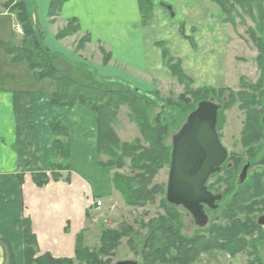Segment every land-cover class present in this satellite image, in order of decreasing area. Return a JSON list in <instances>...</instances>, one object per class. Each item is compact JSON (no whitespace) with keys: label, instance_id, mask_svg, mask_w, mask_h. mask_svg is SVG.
Here are the masks:
<instances>
[{"label":"crops","instance_id":"0c3cea01","mask_svg":"<svg viewBox=\"0 0 264 264\" xmlns=\"http://www.w3.org/2000/svg\"><path fill=\"white\" fill-rule=\"evenodd\" d=\"M20 1L53 67L83 86L114 92L109 87L118 85L115 81L143 93L160 92L164 82L183 87L166 66L163 48L194 88L225 87L234 73L236 36L216 1L150 0L151 18L145 22L138 0H59L55 16H50L52 0H0V44L7 48L23 44L12 10ZM72 21L78 31L58 38ZM33 73L0 47V239L12 247L15 264H23L16 223L29 222L38 256L72 260L86 215L115 192L113 171L100 165L104 156L97 149L96 113L87 105H51L54 81H38ZM55 125L65 134H54ZM56 140L69 152L67 170L51 169ZM53 173L59 175L57 182ZM40 174L49 179L46 186L34 184L33 176ZM2 241L0 264L7 254ZM216 256L201 254L192 264H208Z\"/></svg>","mask_w":264,"mask_h":264},{"label":"rangeland","instance_id":"374dc122","mask_svg":"<svg viewBox=\"0 0 264 264\" xmlns=\"http://www.w3.org/2000/svg\"><path fill=\"white\" fill-rule=\"evenodd\" d=\"M252 15L256 18L258 15L257 11H253ZM234 22L235 25L229 24V27L236 36V39H234L236 45L234 51H232V63L235 67L234 73H229L225 87L207 88L214 90V94H208L204 97L203 94L196 97L188 93V91L192 93V91L202 89L192 87V82L190 85L185 83L183 87L179 86V88L175 84L164 82L161 84L163 86L160 92L157 93H143L140 91L144 94V96L139 97L141 98L140 105L144 110L148 127L153 130L156 129V126L161 125L166 129V133L161 138V144L168 154V160L157 170L148 186L149 191L153 192L158 189L157 191L160 193L154 196L152 202L147 201L140 207L127 205L116 191L112 198L101 199L102 206L99 209L94 207L88 217L86 215L85 227L80 234V251H86L88 255L95 254L98 260L104 264H115L126 260L143 264L142 249L145 248L146 241L153 232L154 237L158 235L159 230L154 228V226L157 227L163 220H168L170 217L167 211H169L172 215L179 217L181 229L178 234L188 240L201 239L203 242H214V238L217 236L216 231L222 234L233 223L243 225L246 222H251L255 224L256 227L252 228L249 235L243 233L239 237L246 244L241 253L230 256L225 251L218 250L203 252L202 254H205V256L212 253L218 254L213 259H209L208 264H212V261L214 264H264V228L258 227L256 221H254L255 217L264 210V203L262 198H260L262 190L255 191V189H250L247 192L249 185L241 188L239 190L241 193V205L238 207L239 204H235L238 200L235 201L234 199L233 177L225 173V168L220 173L214 174L206 183L207 190L215 195H223V200L218 203L217 210L206 211L209 221L207 226L202 229L191 224L187 212L182 207L172 206L166 201L168 168L172 148L171 139L186 124L188 116L196 109L199 103L211 101L216 106H219L217 133L220 139L222 138L220 142L229 154V160L232 159L231 157L236 152L240 151L239 147L237 148V142L240 139L241 130L247 124L248 114L259 119L260 128H258L261 130V134L264 135V126L260 122L264 119V73L260 71L255 61L258 53L250 40V33L256 38L261 37L257 28L259 22L252 21L247 15L242 16V18L235 17ZM19 27L21 26L18 23L17 32L21 31ZM114 83L118 85L112 83L113 86L109 87L110 89H115L116 91L114 92L131 91L130 84L121 86L115 81ZM241 93L249 97L250 100L241 101L239 99V94ZM231 99L234 100V104L231 108L226 109L225 103ZM245 103L247 105H253V103L257 105L254 108L244 107L241 109L242 106H245ZM257 111H260L258 115L254 113ZM114 114V118L110 119V128L116 135L119 144L149 149V144L143 139L139 127L133 120L129 105L120 104ZM259 140L255 142L257 143L255 147L261 146V156L264 154V141L260 142ZM138 152L140 153V150L135 151V153ZM242 152L244 153L245 151ZM260 156H257L254 160L256 162L262 161L263 166L256 164L254 171H260L264 174V160H261ZM242 157L245 156L243 155ZM103 160L107 162L110 159L104 156ZM130 163L129 158H124L122 169L113 168V174L117 173L124 177H133L139 173L138 171L132 172ZM255 181L260 184L261 179ZM250 187L252 186L250 185ZM245 192H247L246 195ZM108 232H124L126 235L117 241L116 247L109 256H103L100 254L102 236ZM0 240L2 241V239ZM164 242L162 241L161 244ZM172 243L170 241L167 244L166 240L167 247L171 246L167 248V253L175 255L177 250L175 249L176 246H172ZM2 248L3 250L5 249V247ZM169 254L167 255L168 257ZM2 257L4 259L2 264H8L7 254L5 253ZM37 257L38 254L36 255ZM70 261L72 264H85L84 262H78L75 258ZM155 264L163 263L156 262ZM195 264H203V261L198 260Z\"/></svg>","mask_w":264,"mask_h":264},{"label":"trees","instance_id":"16d2710c","mask_svg":"<svg viewBox=\"0 0 264 264\" xmlns=\"http://www.w3.org/2000/svg\"><path fill=\"white\" fill-rule=\"evenodd\" d=\"M13 1V0H9ZM60 1L52 0L50 16H55ZM216 3L226 15L225 22L235 25L234 18L247 15L252 21H258V32L261 37L256 38L250 33V40L257 50L258 56L255 59L258 68L264 73V0H217ZM138 8L145 22L151 18L152 4L150 0H138ZM16 12L18 23L22 29L23 44L20 48H7L0 44L6 52L12 56L14 62H25L30 70L34 73V78L38 81L51 79L54 81L56 90L50 100V104L54 106L72 107L76 104L90 106L97 115V149L98 153L109 157V161L100 165L107 169H122L123 159H130V167L132 172L138 171L133 177H124L117 173L112 176L113 189L121 195L124 202L129 206H143L147 201H153L154 196L159 194L157 190L149 191L148 186L151 183L157 170L168 160V154L161 144V138L166 133L164 126L158 125L156 129L151 130L145 119L144 110L140 105V97L144 96L140 91L132 90L130 92H103L94 88L83 86L76 81L65 77L58 72L51 63V58L48 50L43 46L39 32L33 28L30 20L26 3L20 1L12 8ZM253 11H257V17H253ZM78 31V27L74 21L69 22L67 27L58 34V38H63ZM87 40V39H85ZM86 42V41H83ZM162 55L164 62L170 70L172 76L180 85L191 84V80L187 78L180 68L178 62L168 58L166 49L163 48ZM106 59V57H105ZM107 60V59H106ZM105 60V62H107ZM193 96L203 94L204 96L214 94V90L202 88L201 90L188 91ZM241 101H249L250 98L243 93L239 94ZM242 96V97H241ZM232 98V97H231ZM203 99V98H202ZM255 100V99H254ZM120 104H127L131 110L133 120L139 127L143 139L149 144V149L133 147L119 144L116 135L110 128V119L114 118V111ZM234 100L231 99L225 103V107L231 108ZM113 110V112H112ZM255 115V114H254ZM252 117V116H251ZM255 121V118H252ZM252 129L255 128V122ZM62 130V131H61ZM64 128L60 125L53 127L54 134L60 136L65 134ZM140 150V153L135 151ZM68 150L63 146L62 142L55 141L54 152L51 155V169L67 170L66 163L68 159ZM57 158H60L63 163H57ZM59 175L53 173L52 180L57 182ZM33 182L37 187L46 186L49 179L45 174L34 175ZM158 192V193H157ZM232 211V210H230ZM233 212V211H232ZM169 215L168 220H163L159 226H154L159 231L154 237V232L148 237L146 246L142 249L143 264H192L203 252H211L222 250L230 256H235L244 250L245 243L239 237L244 233L249 235L252 228L256 225L251 222L245 224L233 223L222 234L217 233L214 242H203L199 240H188L181 237L178 232L181 229L179 217ZM22 231V262L23 264H72L70 260H54L48 255L38 256L37 244L35 237L31 234L28 221L16 223ZM255 230V229H254ZM126 235L124 232H108L102 236L100 254L109 256L112 250L116 247L117 241ZM165 239V242H164ZM167 244L171 241L172 246H176L177 253L170 255L167 253V248L171 247ZM164 242L161 244V242ZM6 246L8 264H15V256L12 247L3 241ZM80 235L76 239L75 259L78 262L85 264H104L99 261L95 254L88 255L86 251L79 249ZM169 254V257L167 256Z\"/></svg>","mask_w":264,"mask_h":264},{"label":"water","instance_id":"95a60500","mask_svg":"<svg viewBox=\"0 0 264 264\" xmlns=\"http://www.w3.org/2000/svg\"><path fill=\"white\" fill-rule=\"evenodd\" d=\"M163 7L173 18L171 6L163 4ZM131 89L137 91L134 87ZM218 110L219 106L211 101L199 103L186 124L171 139L166 201L189 211L200 227L207 224L202 206L215 209L217 207L212 205L221 199L219 195L212 196L206 188L209 177L220 171L227 157L216 131ZM257 225L263 227L264 218ZM117 264L137 262L120 261Z\"/></svg>","mask_w":264,"mask_h":264},{"label":"flooded vegetation","instance_id":"af4514ba","mask_svg":"<svg viewBox=\"0 0 264 264\" xmlns=\"http://www.w3.org/2000/svg\"><path fill=\"white\" fill-rule=\"evenodd\" d=\"M245 106H242V108L246 107V108H254L257 104H254L253 105H247V103L244 104ZM253 106V107H252ZM219 111V110H218ZM248 112V111H247ZM260 111H257V112H254L255 114H259ZM217 116H218V112H217ZM249 118L247 117V124L244 125L245 128H243L239 134V138L238 139V142H237V148L239 147L238 151L239 152H236L229 160V154L227 153V157H226V160L224 162V164L220 167V171L218 173H220L222 171V169L225 168V173L231 175L233 177V184H234V199L235 201V204H239L238 207L241 205L240 203V196H241V193L239 190H241V188H243L244 186L246 185H249V187L247 188V192L250 191V189H255L256 190H259L261 191L262 190V194L260 196V198H262V202L264 203V174H262L260 171H254V168L256 167V164H259L260 166H263V162L262 161H258L256 162L254 159L257 158V156H260L261 154V146H258V147H255V145L257 143H255L256 141H259L260 142H263L264 141V135L261 134V130L259 129L260 126L258 124L259 122V119L258 118H255V116L253 117L252 115L248 114ZM252 116V117H251ZM218 118V117H217ZM252 118H255V121L252 119ZM255 122V128L257 129V131L254 132V130L252 129V126L254 125L253 123ZM261 124L264 126V119H262L261 121ZM259 127V128H258ZM216 131H217V125H216ZM260 131V132H259ZM218 134V133H217ZM219 137V135H218ZM222 139V138H221ZM220 137H219V140L221 141ZM221 143V142H220ZM222 145V144H221ZM225 149V148H224ZM226 150V149H225ZM242 151H245L244 153ZM227 152V151H226ZM245 156V157H242V156ZM260 159L264 160V154H262L260 156ZM260 162V163H259ZM216 174V173H215ZM214 175V174H213ZM211 175L209 177V179L213 176ZM230 176V177H231ZM168 177H169V168H168ZM208 179V180H209ZM258 179H261L260 181V184L257 183V181L255 180H258ZM168 182V181H167ZM208 182V181H207ZM206 182V183H207ZM250 185L252 187H250ZM247 187V186H246ZM167 188V186H166ZM207 188V187H206ZM208 191V190H207ZM210 194H212V196H217L219 195L220 196V201L218 202H215L212 207H217L215 209H211L209 208L207 205H203L202 206V211L204 213V215L206 216V219H207V224H208V217L206 215V211L207 210H217L218 209V203H220L222 200H223V195L221 194H213L211 193L210 191H208ZM245 192V195L246 193ZM169 204V203H168ZM172 205V204H170ZM174 206V205H172ZM179 207H182V206H179ZM183 208V207H182ZM241 208V207H240ZM184 209V208H183ZM264 209V208H263ZM185 210V209H184ZM186 211V210H185ZM187 212V215H188V218L190 219L191 221V224H193L194 226L198 227V228H204L207 226V224L204 226V227H200L196 220L194 219L193 215L189 212V211H186ZM264 218V210H262L261 213H259L257 215V217H255L254 221H256V224L257 222ZM200 223V221H199ZM258 226V225H257ZM260 228H264L261 227V226H258ZM215 235V234H214ZM126 261H132V260H126ZM142 261V260H141ZM120 262V261H119ZM135 262V261H134ZM118 263V262H117ZM115 263V264H117ZM137 264H139V262H137Z\"/></svg>","mask_w":264,"mask_h":264},{"label":"built area","instance_id":"2783aa9c","mask_svg":"<svg viewBox=\"0 0 264 264\" xmlns=\"http://www.w3.org/2000/svg\"><path fill=\"white\" fill-rule=\"evenodd\" d=\"M97 206L100 207L101 206V203L100 202H97Z\"/></svg>","mask_w":264,"mask_h":264}]
</instances>
